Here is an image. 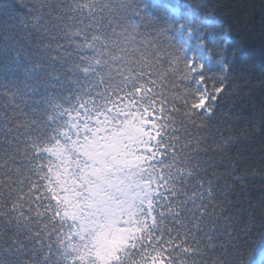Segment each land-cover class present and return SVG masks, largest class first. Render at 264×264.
Here are the masks:
<instances>
[{
  "label": "snow or ice",
  "instance_id": "6c2138e0",
  "mask_svg": "<svg viewBox=\"0 0 264 264\" xmlns=\"http://www.w3.org/2000/svg\"><path fill=\"white\" fill-rule=\"evenodd\" d=\"M154 7L167 10L175 29L171 51L141 37L135 23L98 15L94 0H73L64 15L74 21L79 14L82 23L87 13L85 33L77 27L72 35L95 56H81L64 76L56 57L45 55L47 41L25 52L11 26L0 24L15 44L10 52L0 47V108L10 109L0 111V142L22 145L29 169L16 197L20 206H11L15 222L28 228L27 246L14 241L15 252L30 257L26 264H200L196 258L208 252L214 255L203 264H224L216 250L227 254L234 237L228 227L218 231L216 221L227 211L224 202L232 203V187L213 172L197 179L191 193L178 192L194 172L180 165L177 142L188 124L214 118L244 53L235 47L228 58L233 45L214 16ZM33 23L39 28L40 19ZM101 66L111 73L107 79L93 71ZM5 71L12 79L3 78ZM231 179L243 181L235 172ZM173 201L191 204V229L181 219L166 220L175 216ZM207 216L212 223L198 237ZM255 264H264V246Z\"/></svg>",
  "mask_w": 264,
  "mask_h": 264
},
{
  "label": "trees",
  "instance_id": "16d2710c",
  "mask_svg": "<svg viewBox=\"0 0 264 264\" xmlns=\"http://www.w3.org/2000/svg\"><path fill=\"white\" fill-rule=\"evenodd\" d=\"M72 2L4 0L0 5V24L11 26L10 32L25 52L34 51L37 40L47 41L51 51L45 55L56 57V67L64 76L80 63L81 56H95V52L86 47L85 40L72 35L77 27L82 34L85 33L90 23L86 12L82 23L79 22V14L77 20L67 19L64 9ZM156 4L179 6L182 12L195 10L201 19L209 14L214 16L224 25L232 42L228 58H232L235 47L244 53L242 59L237 58L225 81V92L229 86L232 88L233 83L234 89L225 100L227 94L218 102L214 118L202 122L199 127L188 124L185 128L186 145L191 146L195 140H200V153L194 159L195 166L192 164L191 167L194 175L187 184L180 182L177 191L186 189L191 193L197 179L213 172L219 175L221 184L229 183L232 203L224 202L227 211L216 224L218 231L221 226H225V231L228 227L234 239L228 245L227 254L217 249L216 255L221 256L224 264H255L258 249L264 246V0H94L98 15L114 17L116 22L137 24L141 37L152 40L161 51L168 49V45L175 48V29L170 28L165 19L167 10L154 7ZM37 17L40 19L39 28L33 23ZM41 28L45 30L41 32ZM5 34L0 32V47L10 52L15 48L14 40H6ZM208 45L209 54L218 58L216 47ZM93 71L104 79L111 75L103 66ZM2 76L5 80L12 79V74L7 71ZM0 111L7 114L10 109L0 108ZM26 159L22 145L17 148L8 139L0 142V264H26L30 259L15 252L14 241H24L27 246L25 234L28 228L23 222L18 225L16 213L11 212V206L15 205L17 209L20 206L16 197L21 190L20 182L28 174ZM233 172L243 177V181H233ZM217 199L223 200V196ZM173 204L175 216L166 217V220L172 223L174 219H181L191 229L195 223L190 213L191 204L183 206L176 201ZM185 207L189 211H185ZM212 207L208 205L209 212ZM229 216L232 219H227ZM212 219V216H207L201 221L203 232L198 233V237L208 231ZM173 227L177 225L173 224ZM206 243L202 240L201 246ZM213 255L208 252L196 259L203 264Z\"/></svg>",
  "mask_w": 264,
  "mask_h": 264
},
{
  "label": "rangeland",
  "instance_id": "374dc122",
  "mask_svg": "<svg viewBox=\"0 0 264 264\" xmlns=\"http://www.w3.org/2000/svg\"><path fill=\"white\" fill-rule=\"evenodd\" d=\"M233 84H234V83H233ZM233 84H232V88L229 86V87H228V91H227V92H224V93H222V96H223V95H225V94H227V95H226V97L224 98V100H225V99L228 97V94H229V92H230V91H232V90L234 89V86H233Z\"/></svg>",
  "mask_w": 264,
  "mask_h": 264
}]
</instances>
